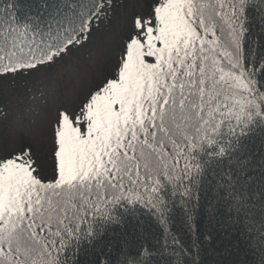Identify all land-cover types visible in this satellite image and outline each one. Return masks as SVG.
Listing matches in <instances>:
<instances>
[{"label":"snow or ice","instance_id":"obj_1","mask_svg":"<svg viewBox=\"0 0 264 264\" xmlns=\"http://www.w3.org/2000/svg\"><path fill=\"white\" fill-rule=\"evenodd\" d=\"M255 7L151 0L131 32L113 25L98 35L114 0H10L0 9V88L28 76L49 88L46 108L27 122L3 114L0 264H76L69 255L122 215L142 209L163 231L175 207L188 209L199 156L215 148L224 157L264 117V36L247 39ZM94 35L90 62L60 75ZM49 134L50 165L38 155Z\"/></svg>","mask_w":264,"mask_h":264},{"label":"trees","instance_id":"obj_2","mask_svg":"<svg viewBox=\"0 0 264 264\" xmlns=\"http://www.w3.org/2000/svg\"><path fill=\"white\" fill-rule=\"evenodd\" d=\"M114 0L115 8L121 6ZM22 4L34 0H19ZM10 0H0L8 10ZM150 4V3H149ZM248 43L264 36V4L255 0ZM147 12V8H146ZM202 154L188 194L189 207H175L161 230L142 209L98 229L69 260L76 264H264V117L254 118L220 157ZM51 174V171H48ZM143 249L148 255H139Z\"/></svg>","mask_w":264,"mask_h":264},{"label":"rangeland","instance_id":"obj_3","mask_svg":"<svg viewBox=\"0 0 264 264\" xmlns=\"http://www.w3.org/2000/svg\"><path fill=\"white\" fill-rule=\"evenodd\" d=\"M119 2L121 6L115 8V15L111 19H105L101 22L97 35L109 30L113 25L122 34L131 32L134 26V17L137 13L145 15L147 5L151 3V0H142V7L134 6L138 0H120ZM95 42L96 36L94 35L92 42L85 48L74 50L62 62V67L57 69L58 73L63 76H71L78 70V66L83 67L89 63ZM117 55L118 49L113 51L112 58L115 59ZM48 91L47 81L32 76L20 78L18 82L12 83L9 88H0V130L3 128V114L5 112L9 113L10 117H19L27 122L35 112L44 110ZM49 118H51V115ZM27 143L28 141L25 138L21 142L13 144L12 148L19 150L26 147ZM51 149V135L49 134L46 145L38 153V155L47 158L49 165L51 164ZM48 171H51L50 166Z\"/></svg>","mask_w":264,"mask_h":264}]
</instances>
